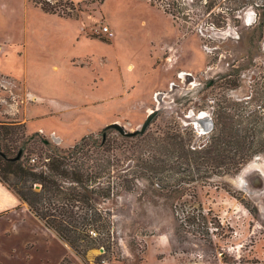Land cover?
<instances>
[{"label": "rangeland", "instance_id": "1", "mask_svg": "<svg viewBox=\"0 0 264 264\" xmlns=\"http://www.w3.org/2000/svg\"><path fill=\"white\" fill-rule=\"evenodd\" d=\"M73 1L74 16L65 17L31 0H0V124H23L26 137L39 132L67 148L90 133L100 137L112 122L134 131L158 109L148 130L165 143L173 125L194 147L238 128L252 150L235 172L193 170L183 196L124 194L111 250L80 253L62 239V259L264 264V0ZM55 130L63 142L53 140ZM40 148L28 142L25 157L38 158ZM6 260L24 264L21 253Z\"/></svg>", "mask_w": 264, "mask_h": 264}, {"label": "trees", "instance_id": "2", "mask_svg": "<svg viewBox=\"0 0 264 264\" xmlns=\"http://www.w3.org/2000/svg\"><path fill=\"white\" fill-rule=\"evenodd\" d=\"M31 1L46 13L74 16L73 0ZM164 7L176 15L167 4ZM19 128L24 130V125L0 124V181L80 253L98 247L111 250L116 239L113 211L124 194L145 196L149 191L167 190L171 196H183L186 184L194 179L193 170L235 172L252 150L249 135L238 128L229 133L221 130L215 142L204 147H194L189 132L184 134L173 125L166 131V143L151 130L134 136L112 135L108 130L105 139L90 133L67 148L46 142L39 132L26 137ZM17 138L23 140L20 145L15 144ZM32 141L41 145L34 162L25 157L26 145ZM20 150L22 156L13 159ZM174 170L185 176L173 180L172 174L164 175ZM202 219L208 221L205 216ZM187 221L195 223V215ZM58 264L75 263L65 257Z\"/></svg>", "mask_w": 264, "mask_h": 264}, {"label": "crops", "instance_id": "3", "mask_svg": "<svg viewBox=\"0 0 264 264\" xmlns=\"http://www.w3.org/2000/svg\"><path fill=\"white\" fill-rule=\"evenodd\" d=\"M53 68L57 69L58 65L54 63ZM111 98L114 97L106 99ZM28 119L27 117V123ZM53 132L59 138L58 140L53 138L54 141H64L63 135L60 136L56 130ZM29 226H33L31 232ZM55 232L30 210L26 202L0 181V262L11 264V261L6 259L9 256L15 258L21 253L24 264H33L37 259L40 264L60 263L65 258L62 259L63 255L61 256L64 239L62 240L56 233L61 239L55 241L53 238ZM44 253L49 255L41 256ZM52 254L56 257L51 258Z\"/></svg>", "mask_w": 264, "mask_h": 264}, {"label": "water", "instance_id": "4", "mask_svg": "<svg viewBox=\"0 0 264 264\" xmlns=\"http://www.w3.org/2000/svg\"><path fill=\"white\" fill-rule=\"evenodd\" d=\"M159 110L158 109H153L146 117L145 121L142 123L141 127L134 130V131H128L125 129V127L123 125H121L120 123L118 122H112V123H109L108 125H106L104 127V130H103V138L105 139L106 136H107V131L108 130H111V129H115L116 131H118L121 135H124V136H134V135H138V134H143L145 133L149 126L151 125V123L153 122L154 118L157 116ZM49 140L46 139V142H48ZM22 153H23V150H20L18 152V154L13 157V159H19L21 156H22ZM3 156H5V154H3ZM101 251L104 250L103 247L100 248Z\"/></svg>", "mask_w": 264, "mask_h": 264}, {"label": "built area", "instance_id": "5", "mask_svg": "<svg viewBox=\"0 0 264 264\" xmlns=\"http://www.w3.org/2000/svg\"><path fill=\"white\" fill-rule=\"evenodd\" d=\"M99 30L102 31V32H104V34H106L108 36H112L113 35V31L111 30V28L107 24H100L99 25ZM5 81H6V79L3 78L2 79V82L5 83ZM52 136H53V138H55L57 140L59 139L58 136L54 132H53ZM35 158L32 157L31 158V162H34L35 161Z\"/></svg>", "mask_w": 264, "mask_h": 264}]
</instances>
